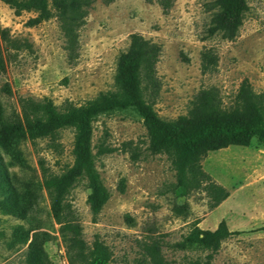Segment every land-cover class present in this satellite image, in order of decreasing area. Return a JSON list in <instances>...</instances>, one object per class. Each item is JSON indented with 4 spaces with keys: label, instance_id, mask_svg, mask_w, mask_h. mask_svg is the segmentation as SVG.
I'll return each mask as SVG.
<instances>
[{
    "label": "rangeland",
    "instance_id": "1",
    "mask_svg": "<svg viewBox=\"0 0 264 264\" xmlns=\"http://www.w3.org/2000/svg\"><path fill=\"white\" fill-rule=\"evenodd\" d=\"M212 1L174 0L165 13L156 0H97L70 45L58 16L31 26L34 12L17 14L0 0L6 59L0 100L6 113L19 109L23 96L47 97L62 108L66 102L81 105L113 90L118 57L134 32L162 45L157 63L161 88L154 108L165 120L187 114L201 88L216 86L225 107L234 103L245 78L256 92H264V0H248L250 8L232 41L220 35L206 38ZM205 46L215 47L220 55L217 69L207 73L200 57ZM93 128L96 167L111 197L94 217L87 200L88 181L81 178L68 195V217L80 224L89 245L99 236L110 246L109 264H154L147 255L153 242L160 245L168 264L203 260L208 250H177L172 244L195 225L214 229L222 219L238 232L223 241L212 264H264V143L257 137L249 146L230 145L203 159L204 170L230 191L211 208L204 189L181 198L169 190L175 171L166 154L148 150L147 130L136 109L100 114ZM74 133L72 127L60 129L55 144L48 137L23 142L22 160L3 151V166L17 201L22 200L26 181L33 182L37 200L26 216L0 207V264H32L34 228L50 234L44 244L49 258L69 264L70 235L53 215L41 163L55 173L72 165ZM129 142L140 151L139 159L132 158ZM185 202L186 213L174 209L175 203Z\"/></svg>",
    "mask_w": 264,
    "mask_h": 264
},
{
    "label": "trees",
    "instance_id": "2",
    "mask_svg": "<svg viewBox=\"0 0 264 264\" xmlns=\"http://www.w3.org/2000/svg\"><path fill=\"white\" fill-rule=\"evenodd\" d=\"M15 9L34 12L29 25H38L54 15L62 23L69 44L77 41V29L85 22L88 8L97 0H2ZM109 3L114 0H104ZM165 13L174 0H156ZM250 6L248 0H213L210 4L211 19L206 38L220 35L225 40H235ZM3 30H0V73L6 70L2 47ZM162 45L139 32L130 35L128 48L121 52L114 76L115 88L101 92L96 98L81 105L66 102L59 108L52 99H36L23 96L19 109L6 113L0 100V207L9 208L21 215L31 211L37 194L33 182L24 183L21 202L17 201L9 176L3 166V151L22 160L20 145L27 141L48 137L56 142L60 129L72 127L73 163L61 173H55L41 163L43 184L49 194L51 209L56 220L70 235L67 248L69 264H109L113 252L110 246L97 236L91 245L83 237L79 223L69 219L68 195L81 178L88 181V203L96 217L111 197L96 167L93 153V122L103 113L117 109L134 108L143 118L148 136V150L156 155L168 156L175 171L176 181L169 185L177 198L187 197L194 191L204 189L211 198V208L218 206L230 196V191L213 180L204 170L203 159L210 151L230 145L249 146L255 137L264 143V92H256L251 81L245 78L230 107L223 105L216 86L201 88L189 112L175 120H165L154 108L161 82L157 76V63ZM201 67L204 73L215 71L220 55L215 47L201 51ZM131 156L139 159L140 151L132 147ZM10 191V193H9ZM189 205L175 203L174 209L186 213ZM31 241L32 264H58L47 255L44 244L50 239L47 231L33 229ZM238 231H233L225 219L214 229L195 225L181 240L172 244L174 249H202L209 253L205 259H193L186 264H212L214 255L222 243ZM147 255L154 264H168L157 242L147 247ZM147 260V259H146ZM138 264H143L139 262Z\"/></svg>",
    "mask_w": 264,
    "mask_h": 264
}]
</instances>
